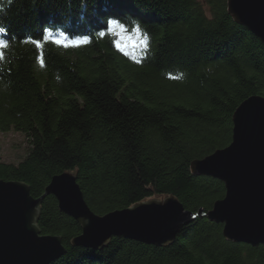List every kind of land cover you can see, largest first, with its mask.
Wrapping results in <instances>:
<instances>
[{
	"label": "trees",
	"instance_id": "16d2710c",
	"mask_svg": "<svg viewBox=\"0 0 264 264\" xmlns=\"http://www.w3.org/2000/svg\"><path fill=\"white\" fill-rule=\"evenodd\" d=\"M113 19L132 36L139 26L147 47L118 49ZM48 32L89 43L58 45ZM0 39V131L29 142L18 163L0 159V179L40 197L73 171L100 214L168 195L209 212L225 197V183L191 163L229 145L237 108L264 95V42L228 0H0ZM38 224L68 249L51 264H264V245L226 239L208 216L166 245L115 236L101 249L76 247L82 225L49 195Z\"/></svg>",
	"mask_w": 264,
	"mask_h": 264
},
{
	"label": "water",
	"instance_id": "95a60500",
	"mask_svg": "<svg viewBox=\"0 0 264 264\" xmlns=\"http://www.w3.org/2000/svg\"><path fill=\"white\" fill-rule=\"evenodd\" d=\"M236 22L264 42V0H228ZM195 174L222 180L226 195L206 213L186 209L175 195L137 202L105 214L88 204L75 172L55 175L40 197L21 180L0 179V264H51L68 249L61 234H44L38 224L43 200L54 195L62 212L82 225L71 243L101 249L115 236L152 245L174 241L199 216L224 224L226 239L264 245V95L244 100L234 114L232 142L192 161Z\"/></svg>",
	"mask_w": 264,
	"mask_h": 264
},
{
	"label": "snow or ice",
	"instance_id": "6c2138e0",
	"mask_svg": "<svg viewBox=\"0 0 264 264\" xmlns=\"http://www.w3.org/2000/svg\"><path fill=\"white\" fill-rule=\"evenodd\" d=\"M108 28L109 31H111L113 34L115 35H119L120 33H123L124 35H126L127 29L124 26V24H122L119 20H111L108 22ZM107 33H101V35H106ZM135 40H136V47L137 46H144L147 47V41H148V37L146 34L141 33L140 27L137 26L135 29ZM49 40H52L54 43L58 44V45H64V46H80L83 44H87L89 43V39L88 37H81L79 39H75V40H68L67 38L65 39H61L58 37H53L51 32H48V37ZM35 45L40 48L43 46V41L41 40H36L34 41ZM116 47L118 49H120L121 51H125L127 48L122 47L118 41H116ZM7 48V41L4 39H0V59L4 58V52L3 49ZM41 64H43V59L41 58Z\"/></svg>",
	"mask_w": 264,
	"mask_h": 264
},
{
	"label": "rangeland",
	"instance_id": "374dc122",
	"mask_svg": "<svg viewBox=\"0 0 264 264\" xmlns=\"http://www.w3.org/2000/svg\"><path fill=\"white\" fill-rule=\"evenodd\" d=\"M127 49L130 50L132 48ZM28 151L29 142L24 132L18 131L15 128H11L7 131H0V159L7 162L18 163L28 154Z\"/></svg>",
	"mask_w": 264,
	"mask_h": 264
},
{
	"label": "clouds",
	"instance_id": "9594fccd",
	"mask_svg": "<svg viewBox=\"0 0 264 264\" xmlns=\"http://www.w3.org/2000/svg\"><path fill=\"white\" fill-rule=\"evenodd\" d=\"M117 36L119 37L117 41L122 47H125V48H135L136 47V40L134 36L124 35L123 33H120Z\"/></svg>",
	"mask_w": 264,
	"mask_h": 264
}]
</instances>
